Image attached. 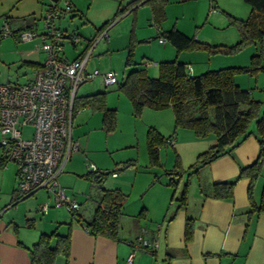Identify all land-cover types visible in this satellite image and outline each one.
<instances>
[{
  "label": "rangeland",
  "instance_id": "1",
  "mask_svg": "<svg viewBox=\"0 0 264 264\" xmlns=\"http://www.w3.org/2000/svg\"><path fill=\"white\" fill-rule=\"evenodd\" d=\"M151 1L72 0V5L86 17L83 19L74 18L73 25H65L67 26L65 34H71L70 31L76 28L81 36L75 47L69 43L68 39L65 40V55L71 58L79 52L85 41L90 38L89 34L94 32L97 24L107 22L106 26L115 21L109 32L110 42L102 40L92 51L86 67L88 71L94 69L100 72L114 71L117 73L118 80L121 81L127 72L133 69H145L148 77L156 78L160 62L184 63L191 74V69L195 70L196 73L192 74L193 76L208 70L248 66L252 56L257 54L260 55L262 64H264V39L261 43L247 44L235 52H213L208 49L178 52L168 41L163 44L159 43L162 33L176 29L208 47L218 46L221 49H223L222 47L227 49L236 45L239 35L232 19H245L249 15L250 6L244 0H163L164 18L159 23L152 19ZM29 2L34 5V17L38 19L40 15L44 14L48 0H38V2L29 0ZM62 3L61 1L59 5ZM119 9L122 11L118 16ZM64 17L68 18L69 16L65 15ZM76 22L79 24L77 25ZM41 24L42 22L39 21L38 27H41ZM35 40L39 42V39ZM130 48L131 64L125 66ZM234 81L240 89L249 91L252 99L264 100V72H258L256 75L240 74L235 76ZM97 92H104L105 107L115 110V128L106 131L102 125V112L92 107L86 108L83 112H74L71 135L79 143L81 153L70 157L63 174V177L66 176L68 181L61 183V187L65 189L67 195L69 197L77 196L81 203L78 217L81 218L80 223L83 224L91 219L101 196V185L94 182L95 176L99 173L106 172L108 184L120 186L125 190L128 211L136 209V204L140 203L139 187H137L140 183L149 181L151 183L154 176L164 181L169 178L166 171H162L163 167L151 165L149 160L146 136L150 128L155 129L164 138L170 136L175 138L173 146L165 144L160 146V154L163 163H166L165 168L168 170L178 154H180L184 165L189 164V162L195 161L194 153L204 152L213 144L212 136L196 137L190 130L175 129L171 109L145 108L140 116L135 117L130 102L119 91L117 84L105 86L100 78L80 85L77 88L76 97L88 96ZM32 132L33 128L29 126L22 128L24 138L30 137ZM177 137L181 142L180 145L177 143ZM88 162L95 165L96 173L88 174ZM8 163L11 168L15 167L12 162L8 161ZM128 163L131 165L124 167ZM112 172L116 174L124 172V174L116 177V175H111ZM177 197H179V192L176 194ZM51 200L52 198H48L44 190H39L16 205L22 208V205L26 203L25 211L30 209L32 212L39 213L36 210L38 204ZM175 203V200L172 201L171 207H174ZM50 206L48 213L43 216L39 215L38 218L45 220L52 213L58 216L57 223L61 222L62 224L55 223L49 227V223L45 222L44 232L46 234L56 232L62 235L65 232L64 227L69 228L71 220L75 224L79 223L75 222L78 217L71 216L63 207ZM6 209L9 210L11 207ZM24 222L26 224L28 220Z\"/></svg>",
  "mask_w": 264,
  "mask_h": 264
},
{
  "label": "crops",
  "instance_id": "2",
  "mask_svg": "<svg viewBox=\"0 0 264 264\" xmlns=\"http://www.w3.org/2000/svg\"><path fill=\"white\" fill-rule=\"evenodd\" d=\"M33 6L29 0H0V28L4 22L17 31L24 30L35 23L38 25L41 15L38 19L34 17ZM68 16L69 21L67 17L62 16L58 22H55L64 34L66 24L73 25L74 18L86 17L75 7L74 13ZM113 22L115 24V21ZM106 23L97 24L92 32L94 34H89L90 38L73 57H67L63 48L65 57L73 60L84 55L92 40L106 27ZM70 32L81 38L76 28ZM65 35L67 36V33ZM110 38L111 36L105 41L109 43ZM38 46L39 42L35 39L24 42L17 35L0 37V84L17 85L30 81L34 70L38 65L43 64L46 57ZM191 70L192 74L196 73L194 69ZM96 78L102 80L101 77ZM86 108L88 107L79 109L77 113L83 112ZM253 129L254 127L250 125V130ZM209 136H212L214 144V136ZM178 138L177 143L180 145ZM258 151V143L251 134L232 152L200 168L197 175L189 178L186 202L183 206L175 200V206L171 207L173 188L167 185L169 178L164 181L157 177V180L153 181V178L151 183L150 181L140 183L137 186L140 203L136 204V209L128 211L126 198L124 200L117 239L93 235L83 228L84 224H79L76 219L75 222L78 224H75L71 220L69 228L65 225V232L62 234L66 235L69 230L68 254L66 257L58 255L54 264H264V214L248 217L249 179H238L240 169L251 164L256 159ZM157 152L158 167H163L162 171H166L168 175L176 160L168 170L165 168L166 163H163L160 147L157 148ZM78 153H81V149L73 155ZM2 154L0 147V157ZM176 159L185 171L181 177H173L178 185L176 194L178 192L180 194L186 181L187 169L194 162L184 165L180 154ZM8 164L0 169V264H31L28 249L37 242L41 234H46L44 232L45 222L51 227L52 224L57 223L58 216L51 213L45 220L38 218L39 215L43 216L48 213L53 200L45 201L50 206L45 213H41L38 208L42 203L38 204L36 209L39 213L32 212L30 209L25 211L26 203L22 205V208L16 205L18 202L13 204L17 176L16 168H11ZM124 167H129V165L125 164ZM63 174L64 172L58 180L60 185L68 181ZM114 174L118 177L124 172ZM107 181L105 180L101 185L102 189H118L123 194L125 193L122 187L108 184ZM233 181H236V184L231 200L211 197L213 184ZM147 183L149 184L146 185ZM262 185H264V172L252 190L254 203L259 202ZM47 197L51 198L48 195ZM71 197L79 202L77 196ZM177 198L175 195V199ZM9 206L11 209L7 210ZM187 219L191 220L192 237L189 241H184V226ZM25 220H28V223L25 224ZM28 225H32L33 228L29 229ZM137 237L147 239L151 246L146 251L136 252L132 262L128 263L127 259L131 254V247L128 243ZM53 245L54 241L51 242V246Z\"/></svg>",
  "mask_w": 264,
  "mask_h": 264
},
{
  "label": "trees",
  "instance_id": "3",
  "mask_svg": "<svg viewBox=\"0 0 264 264\" xmlns=\"http://www.w3.org/2000/svg\"><path fill=\"white\" fill-rule=\"evenodd\" d=\"M244 2L250 6V13L245 19H232L239 35V41L230 48L208 47L176 29L166 31L160 37L165 38L178 52L199 49H208L213 52H235L247 44L261 43L264 39V0H244ZM163 4V0L150 2L152 19L157 23L164 18ZM121 11L119 9L118 16ZM71 13H74L72 1ZM13 32L14 35H17L18 31L13 30ZM128 53L125 66L131 64V48ZM258 72H264V64H262L259 54L252 56L248 66L208 70L195 76L191 74L184 63L160 62L156 78L148 77L145 69H133L127 72L121 81L118 80V89L130 102L135 117L140 116L145 108L171 109L175 129L190 130L196 137L214 136V144L199 153L194 163L188 167L185 174L186 181L177 199H175V195L178 185L177 180L173 177H181L185 171L182 170L179 160L176 159L174 167L168 174L167 185L173 188L171 201L176 200L180 206L185 205L189 178L192 175H197L200 168L232 152L252 134L259 146L258 155L251 164L240 169L238 179H249L248 217L264 214V185H262L259 202L254 203L252 199L253 187L264 172V100L252 99L249 91L240 89L234 81L237 75H256ZM104 96V92H98L88 96L75 97L73 111L76 112L85 107L101 111L102 125L106 131H110L115 128V110L105 107ZM252 124L254 129L251 131L250 125ZM146 137L147 154L151 165L159 166L157 148L165 144L166 138L153 128L147 131ZM7 163L8 161L2 154L0 169ZM128 165L131 164L128 163ZM106 176V172H101L95 176L94 182L102 185ZM156 178L154 177L153 181L157 180ZM235 184L236 181L213 184L211 197L231 200ZM125 198L126 196L118 189L101 188V196L91 219L84 224L87 231L93 235L117 239ZM70 215L78 217V212ZM77 221L80 223L81 218L78 217ZM191 237L192 224L191 220L187 219L184 226V241H189ZM69 240V232L66 235L56 232L41 234L37 242L28 249L31 264H54L58 255L66 257ZM52 241H54L53 246H51Z\"/></svg>",
  "mask_w": 264,
  "mask_h": 264
},
{
  "label": "built area",
  "instance_id": "4",
  "mask_svg": "<svg viewBox=\"0 0 264 264\" xmlns=\"http://www.w3.org/2000/svg\"><path fill=\"white\" fill-rule=\"evenodd\" d=\"M62 5H59L60 2ZM71 13V0H48L44 14L39 21L17 33L21 41L39 39V49L46 57L42 65L33 72L30 81L12 85L0 84V147L7 161L16 167L17 183L13 203L20 202L39 190H44L53 200V205L76 213L80 203L69 197L59 184V177L64 172L72 154L80 151L79 144L72 138L73 103L77 88L96 77H101L105 86L118 83L114 71L100 72L87 70V62L92 50L102 40H108V31L114 24L110 22L92 40L88 51L73 60H68L64 53V43L68 39L72 45L79 43L75 33L65 35L55 22ZM7 22L0 28V36H14ZM160 37L159 43H165ZM33 128L30 137L22 136V128ZM173 136L166 138L165 145H174ZM88 173L97 172L92 163H87ZM115 176V174H112ZM48 203L39 205V211L45 213ZM86 231V227H83ZM131 263L134 254L146 251L151 243L143 237H137L128 243Z\"/></svg>",
  "mask_w": 264,
  "mask_h": 264
}]
</instances>
